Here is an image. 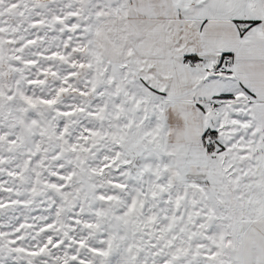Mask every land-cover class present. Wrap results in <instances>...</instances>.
Masks as SVG:
<instances>
[{
    "label": "snow or ice",
    "instance_id": "snow-or-ice-1",
    "mask_svg": "<svg viewBox=\"0 0 264 264\" xmlns=\"http://www.w3.org/2000/svg\"><path fill=\"white\" fill-rule=\"evenodd\" d=\"M0 264H264V0H0Z\"/></svg>",
    "mask_w": 264,
    "mask_h": 264
}]
</instances>
